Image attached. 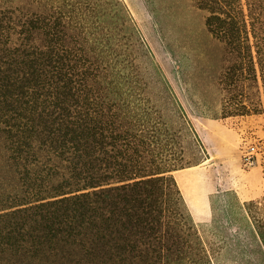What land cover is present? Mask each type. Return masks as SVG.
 I'll use <instances>...</instances> for the list:
<instances>
[{"label": "trees", "instance_id": "obj_1", "mask_svg": "<svg viewBox=\"0 0 264 264\" xmlns=\"http://www.w3.org/2000/svg\"><path fill=\"white\" fill-rule=\"evenodd\" d=\"M190 1L220 46L219 116L262 112L264 0ZM201 151L123 0H0V264H247L171 174ZM244 208L264 248V202Z\"/></svg>", "mask_w": 264, "mask_h": 264}, {"label": "rangeland", "instance_id": "obj_2", "mask_svg": "<svg viewBox=\"0 0 264 264\" xmlns=\"http://www.w3.org/2000/svg\"><path fill=\"white\" fill-rule=\"evenodd\" d=\"M123 1L202 144L201 155L176 169L187 172L209 212L195 221L180 191L192 219L209 246L217 238H230L247 264H264V248L244 208L246 201L264 202V108L257 114L219 116L220 91L213 79L223 65L220 46L205 29V13L190 0ZM249 146L254 163L244 166L242 154ZM252 242L259 249L256 257L250 253Z\"/></svg>", "mask_w": 264, "mask_h": 264}, {"label": "crops", "instance_id": "obj_3", "mask_svg": "<svg viewBox=\"0 0 264 264\" xmlns=\"http://www.w3.org/2000/svg\"><path fill=\"white\" fill-rule=\"evenodd\" d=\"M187 172L179 169L173 172V175L180 187V191L186 201L188 209L195 221L206 218L209 214L207 208L203 205L200 198H197V192L191 187V179L187 177Z\"/></svg>", "mask_w": 264, "mask_h": 264}, {"label": "built area", "instance_id": "obj_4", "mask_svg": "<svg viewBox=\"0 0 264 264\" xmlns=\"http://www.w3.org/2000/svg\"><path fill=\"white\" fill-rule=\"evenodd\" d=\"M242 162L244 166L253 165V146H249V148L242 154Z\"/></svg>", "mask_w": 264, "mask_h": 264}]
</instances>
